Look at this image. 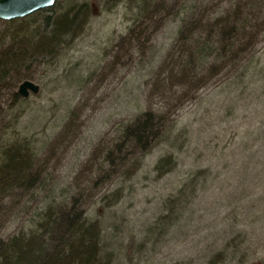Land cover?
<instances>
[{"label": "rangeland", "instance_id": "1", "mask_svg": "<svg viewBox=\"0 0 264 264\" xmlns=\"http://www.w3.org/2000/svg\"><path fill=\"white\" fill-rule=\"evenodd\" d=\"M74 1L92 4L81 34L21 69L31 79L0 87V165L14 145L32 160L22 186L0 192V240L79 196L100 227L104 264H264V23L241 68L188 82L170 58L181 15L140 34L127 0L60 4ZM201 1L224 6H186ZM24 80L39 94L20 96ZM148 110L168 115V133L118 165L125 125Z\"/></svg>", "mask_w": 264, "mask_h": 264}, {"label": "trees", "instance_id": "2", "mask_svg": "<svg viewBox=\"0 0 264 264\" xmlns=\"http://www.w3.org/2000/svg\"><path fill=\"white\" fill-rule=\"evenodd\" d=\"M127 1L133 4L131 10H139V18L143 19L140 34L162 17L173 12L181 15L179 49L170 58L174 61L172 67L174 64L178 69L177 74L188 82L206 72L216 76L223 69L232 72L241 68L242 60L255 52L264 23L261 18L264 0H224V6L214 4V11L203 1L189 8L188 0ZM60 2L56 0L52 7L24 18L0 19L4 25L0 30L1 88L13 86L24 78L31 79L21 75V69L48 62L84 30L91 17V2L74 1L63 6ZM170 124L168 115L162 112L148 110L137 115L125 125L116 145L115 151L118 156L121 154L117 164L125 163L126 154L146 155L168 133ZM3 152L6 162L0 165V192H7L22 186L32 160L31 154L20 145ZM41 218L36 229L28 234L0 240V264H104L100 227L98 222L86 218L79 196H73L71 202L51 203Z\"/></svg>", "mask_w": 264, "mask_h": 264}, {"label": "water", "instance_id": "3", "mask_svg": "<svg viewBox=\"0 0 264 264\" xmlns=\"http://www.w3.org/2000/svg\"><path fill=\"white\" fill-rule=\"evenodd\" d=\"M56 0H0V19L12 20L29 16L37 11L52 7ZM40 85L32 80H24L18 88V94L24 98L40 92ZM2 105L0 104V112Z\"/></svg>", "mask_w": 264, "mask_h": 264}]
</instances>
